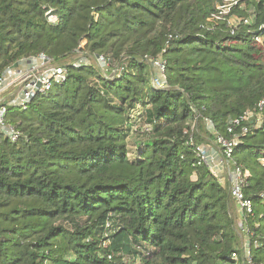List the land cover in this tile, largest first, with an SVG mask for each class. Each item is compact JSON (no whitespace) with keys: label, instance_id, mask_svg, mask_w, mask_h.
Instances as JSON below:
<instances>
[{"label":"trees","instance_id":"trees-1","mask_svg":"<svg viewBox=\"0 0 264 264\" xmlns=\"http://www.w3.org/2000/svg\"><path fill=\"white\" fill-rule=\"evenodd\" d=\"M223 3L0 0V75L22 57L64 63L78 50L124 67L110 79L70 64L64 83L9 108L24 137H0V264H235L233 252L243 264L229 186L196 164L188 132L200 115L230 137L229 121L264 98V0L209 21ZM160 55L170 89L152 85L146 58ZM139 120L152 129L131 156ZM245 125L234 157L250 172L254 213L244 226L259 263L264 121ZM203 132L200 124L196 144Z\"/></svg>","mask_w":264,"mask_h":264},{"label":"built area","instance_id":"built-area-1","mask_svg":"<svg viewBox=\"0 0 264 264\" xmlns=\"http://www.w3.org/2000/svg\"><path fill=\"white\" fill-rule=\"evenodd\" d=\"M241 0H224L222 5L218 6L220 13H214L208 20L218 22L222 16L227 14L230 8L238 4ZM51 23L58 21V16L49 9L46 13ZM248 22V20H245ZM263 40V36L257 37ZM146 61L152 65V85L156 89H170L171 86L167 80V61L160 55L157 58H146ZM96 65L102 74L107 77L104 71H115L114 76L107 77L114 79L120 77L124 67L120 63H115L109 55H89L82 50L68 62L60 63L45 53L22 57L0 75V137H7L12 142H18L24 137L23 132L8 119L10 107L25 110L32 100L38 95L50 93L56 85L66 81L68 76V65ZM197 115L189 132V143L194 146L197 162L196 164L207 165L211 173L221 182L227 184L233 199L241 213L240 226L245 231L244 223L250 216H253L254 206L252 198L245 193L249 185L250 172L243 165L239 164L234 157L235 148L240 143V133L236 131L240 127L241 135L248 132L249 127L245 125L251 122L255 127H261L264 121V98L257 105L256 110H247L239 117L229 121L227 132L231 135L226 137L219 133L214 122L210 118L199 119ZM200 124L205 127L203 135L207 138L205 143L196 144L195 133L200 132ZM151 125L146 124L144 130L151 131ZM187 132V131H186ZM213 135V138L210 137ZM264 163V160H262ZM107 227H111L108 223ZM243 264H264V261L254 263L250 252L249 243L242 246ZM111 258V256H109ZM232 259L240 260L237 252L232 253ZM224 264H228L227 262Z\"/></svg>","mask_w":264,"mask_h":264},{"label":"rangeland","instance_id":"rangeland-1","mask_svg":"<svg viewBox=\"0 0 264 264\" xmlns=\"http://www.w3.org/2000/svg\"><path fill=\"white\" fill-rule=\"evenodd\" d=\"M68 62L70 60H67ZM66 61V62H67ZM110 71H104V73H106L107 77H112L114 76V73L115 71L111 69H109ZM145 123L142 122V120H139L137 121V124L134 125L133 127V135L130 137V139L128 140L129 141V149H130V152H131V156H134L135 152H136V142L137 141H140V140H144L147 138L146 134H145V130H144V127H145ZM136 138V139H135ZM232 215H233V219L235 221V226L237 227V231L239 233V236H240V239H241V242H240V247H242L243 245H246L247 243H249V237L246 236V232L242 230V227L240 226V223H241V213H240V210L237 206V203L236 201L234 200L233 202V206H232ZM235 264H240L239 261H236Z\"/></svg>","mask_w":264,"mask_h":264}]
</instances>
